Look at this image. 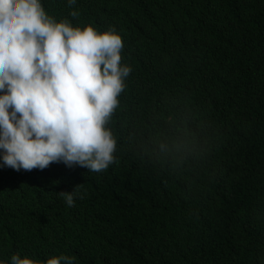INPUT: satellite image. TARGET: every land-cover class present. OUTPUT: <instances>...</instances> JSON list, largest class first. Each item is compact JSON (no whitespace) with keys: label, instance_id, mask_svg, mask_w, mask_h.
<instances>
[{"label":"trees","instance_id":"1","mask_svg":"<svg viewBox=\"0 0 264 264\" xmlns=\"http://www.w3.org/2000/svg\"><path fill=\"white\" fill-rule=\"evenodd\" d=\"M41 4L115 30L131 72L107 169L0 167V261L264 264V0Z\"/></svg>","mask_w":264,"mask_h":264},{"label":"clouds","instance_id":"2","mask_svg":"<svg viewBox=\"0 0 264 264\" xmlns=\"http://www.w3.org/2000/svg\"><path fill=\"white\" fill-rule=\"evenodd\" d=\"M122 48L115 30L56 22L41 0H0V167L31 171L62 162L107 169L117 145L107 125L131 72L121 65ZM75 192L61 193L68 207ZM8 264H73V258L41 262L17 253Z\"/></svg>","mask_w":264,"mask_h":264}]
</instances>
